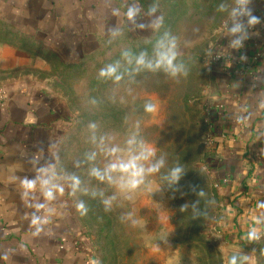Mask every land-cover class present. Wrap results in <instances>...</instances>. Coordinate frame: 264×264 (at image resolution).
I'll return each instance as SVG.
<instances>
[{"label": "rangeland", "instance_id": "374dc122", "mask_svg": "<svg viewBox=\"0 0 264 264\" xmlns=\"http://www.w3.org/2000/svg\"><path fill=\"white\" fill-rule=\"evenodd\" d=\"M145 1L163 17L151 38L118 32L76 63L51 60L52 89L65 102L54 106L63 119L54 176L90 238L89 264H226L227 250L258 264L264 232L250 248H234L222 237L223 206L211 169L216 154L208 143L207 113L222 88L211 61L229 24L226 15L240 0ZM173 42L175 75L164 64L155 67L157 53ZM141 53L142 65L136 63ZM110 65L116 74L101 76ZM146 104L154 110L145 111ZM142 150L154 155L138 164L147 169L163 159V166L135 189L122 186L126 174L110 165ZM177 166L182 171L172 180ZM72 177L79 179L75 189Z\"/></svg>", "mask_w": 264, "mask_h": 264}, {"label": "crops", "instance_id": "0c3cea01", "mask_svg": "<svg viewBox=\"0 0 264 264\" xmlns=\"http://www.w3.org/2000/svg\"><path fill=\"white\" fill-rule=\"evenodd\" d=\"M240 2L244 13H227L229 24L220 37L227 60L215 65L222 88L211 109L215 180H229L218 187L223 206L218 227L234 248H250L264 229L259 206L264 204V67L253 60L264 47V0ZM130 7L139 9L133 19L126 15ZM162 18L145 0H0L2 28L26 34L54 53L46 58L0 38V87L8 96L0 105V264L90 263L77 210L54 176L63 121L54 106L65 102L52 89L51 60L76 63L118 32L151 38ZM234 25L241 26L235 33ZM238 60L261 70L257 89L251 88L250 75L234 73ZM220 104L225 111L218 113ZM25 181H34V187L26 188ZM52 185L57 187L48 199L44 192Z\"/></svg>", "mask_w": 264, "mask_h": 264}, {"label": "clouds", "instance_id": "9594fccd", "mask_svg": "<svg viewBox=\"0 0 264 264\" xmlns=\"http://www.w3.org/2000/svg\"><path fill=\"white\" fill-rule=\"evenodd\" d=\"M139 11V9L136 8H129L126 15L128 16L129 19H133V17L136 15V13ZM150 11H154L150 10ZM251 10H249L250 12ZM250 21H259V17L256 16H250ZM241 28L240 25H234L230 31L235 33L237 31H239ZM238 43V41H237ZM175 47L174 42L171 43L168 47V49L166 51H161L158 52V58L155 62V67H160L162 64L166 65L167 68L172 72L173 75L176 74L177 71L180 70V67L177 66L176 64H174V60L176 57V53L173 50ZM125 56L128 55L127 52L124 53ZM137 64H145V59H144V54L141 53L140 56L137 58L136 60ZM148 67H152V63L148 62ZM117 72V67L110 65L108 66L106 69H101L100 75L101 76H105V75H114ZM121 77L120 75H115V79L119 80ZM154 110V106L152 104H146L145 105V111L151 112ZM94 127V126H93ZM128 143L131 145L134 143V139H130L128 141ZM113 152L116 151L115 148L112 149ZM154 155V153L151 150H142L140 152L139 155H135L132 156L127 162H121L119 164H112L110 165V170H119L121 173L126 174L125 177H122V181L123 184L122 186H125L129 189H135L137 188L138 185H140L141 183H143L144 180V176L146 173H151V172H156L159 170V168L161 166H163V159H160L158 161H156L154 164H152L151 166H149L147 169H145L143 167V165H140L137 163V161L139 160H147L150 156ZM182 169L180 167H175L171 170V179L172 180H177L179 178V174L181 173ZM93 174L98 176L100 179H104V176H102L100 174V172L96 169H93ZM109 179H111V177H109ZM73 180V184L72 187L75 189L76 186L79 185V179L76 177H72ZM34 181H25V187L28 189H31L34 187ZM43 185H48L49 184V180H43L42 181ZM56 185H52L51 188H47V190L44 192V195L48 198V199H52L53 198V191L52 188H56ZM60 191H63L62 188L59 189ZM107 203V201L105 202ZM260 207H264V204L259 205ZM37 207H42V205H37ZM79 208L83 209L84 205L83 203L78 205ZM39 218H34L32 223L33 224H37L38 223ZM39 228H37V232H39ZM254 232H250L249 235H253ZM235 257L232 258V262L234 264L235 261Z\"/></svg>", "mask_w": 264, "mask_h": 264}, {"label": "built area", "instance_id": "2783aa9c", "mask_svg": "<svg viewBox=\"0 0 264 264\" xmlns=\"http://www.w3.org/2000/svg\"><path fill=\"white\" fill-rule=\"evenodd\" d=\"M237 10H240L241 13H244L243 7H242V3L239 2L237 4ZM248 29H251V26L247 27ZM227 60L226 59V55L223 53V50L218 49V51L214 54L213 58H212V63L213 64H218L219 62H223ZM253 60L255 61H259L261 66L264 67V47H259V49L256 51L255 55L253 56ZM235 65L237 66L234 73L235 74H240L241 76H246V75H250L251 76V88L257 89L259 84H260V74H261V70L260 69H255L253 70L251 67V63L247 62H243L242 60H238L236 61ZM7 92L5 91L4 88L0 87V105H4L7 102ZM218 113L220 112H224L225 111V105L220 104L218 106H216ZM244 109L248 110V106H244ZM216 111V112H217ZM212 109L208 110L207 113V119L209 122V127L211 129V133L208 134V143L210 145V147H214L217 145V140L216 137L214 135V129H215V125L212 121ZM236 121H239L240 123H242L243 125L247 124V119L246 118H236ZM228 178H224L221 181L217 180L215 182V186L218 188L221 185L227 184L228 183ZM91 250H90V258H89V262L93 263L94 262V256L91 254Z\"/></svg>", "mask_w": 264, "mask_h": 264}, {"label": "trees", "instance_id": "16d2710c", "mask_svg": "<svg viewBox=\"0 0 264 264\" xmlns=\"http://www.w3.org/2000/svg\"><path fill=\"white\" fill-rule=\"evenodd\" d=\"M149 9L152 8L149 7ZM0 38L3 39L4 42L15 44L21 48H25L28 50H33L37 54H41L46 58H50L51 54L54 56L53 52L46 50V48L42 45V42L32 39L30 36L26 34L15 32L5 27L2 28L1 26H0ZM216 151H217V146L211 148V152L216 154ZM214 167L215 164L212 166L211 169L214 170ZM216 190L218 191V188ZM262 232H264V229ZM85 235L90 241V238L86 234V231H85ZM257 260H258V264H264V237L257 244Z\"/></svg>", "mask_w": 264, "mask_h": 264}, {"label": "water", "instance_id": "95a60500", "mask_svg": "<svg viewBox=\"0 0 264 264\" xmlns=\"http://www.w3.org/2000/svg\"><path fill=\"white\" fill-rule=\"evenodd\" d=\"M235 257L234 264H248L249 254L237 250H227L226 252V264H233L232 258Z\"/></svg>", "mask_w": 264, "mask_h": 264}]
</instances>
